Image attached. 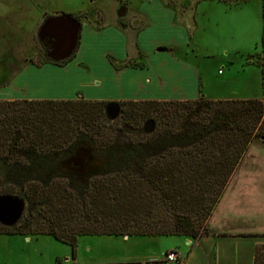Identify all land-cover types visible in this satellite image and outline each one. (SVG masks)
<instances>
[{
  "label": "trees",
  "instance_id": "1",
  "mask_svg": "<svg viewBox=\"0 0 264 264\" xmlns=\"http://www.w3.org/2000/svg\"><path fill=\"white\" fill-rule=\"evenodd\" d=\"M77 51L45 64L64 66ZM260 67L264 77V62ZM112 104L120 109L114 121L106 114ZM146 122H153L151 133ZM127 130L140 141H121ZM257 140L264 141L260 99L0 100V195L25 203L19 223L0 224V235L53 237L73 255L86 236L195 242L209 235L212 215ZM81 148L105 156L104 169L83 181L63 167ZM254 264H264V244Z\"/></svg>",
  "mask_w": 264,
  "mask_h": 264
},
{
  "label": "rangeland",
  "instance_id": "2",
  "mask_svg": "<svg viewBox=\"0 0 264 264\" xmlns=\"http://www.w3.org/2000/svg\"><path fill=\"white\" fill-rule=\"evenodd\" d=\"M227 1L229 3L221 0H0V99L75 100L59 99L57 94L62 89L72 88L69 90L73 93L78 89L84 92L96 88L98 98L95 100H136L143 97L136 85L159 74L165 80L161 90L166 96H184L185 89L181 93L175 85L186 82L178 76L176 60L173 66L167 65L165 70H160L158 60L151 53L154 48L149 52L139 40L147 29L154 26V22H160L159 28L146 35L148 47L163 41L179 44L182 48L171 43L155 48V52L164 51L162 56L167 53L174 59H186L189 53L211 96L225 98L221 100H264V77L260 67L264 62V0ZM146 3L151 4L150 8ZM157 3L174 12V25L183 24L193 32L196 30L198 8L200 14L197 19L201 28L195 34L188 31L182 35L179 31H170L152 6ZM142 9L149 14L145 18L140 16L143 15ZM64 15H70L91 32L119 29L126 34V40L122 43V39L117 37L98 39L84 32L85 37L79 35V52L72 63L66 68H42L49 61L42 39H47V33L58 34L54 30L59 27L58 24L52 25L56 20L46 23L48 26L45 21ZM44 24L47 26L45 30L42 29ZM73 24L62 27L69 28L75 35ZM54 47L62 51L58 41ZM150 54L151 60L148 61ZM159 62L165 63L162 59ZM115 66L125 68L117 70ZM99 83L102 88L98 87ZM199 85L202 86L200 80ZM112 105V109L118 106ZM139 135L135 130H127L121 141H140ZM256 143L252 145L253 156L264 159V147H258L260 144ZM104 157L92 148H81L75 157L63 163V167L83 181L104 169ZM250 170L245 168L232 183L223 217L229 206L235 204L234 207L239 209L243 189L247 186L242 179L253 172ZM259 172L264 174V167ZM256 188L264 191V182L258 183ZM222 227L220 224L219 228ZM8 239L0 238V264H125L127 258L138 252L141 256L149 253L153 257L160 256L176 246L174 243L182 241V238H131L128 241L122 237L86 236L78 238L73 255L70 246L49 236H12ZM243 254V264H246L247 254Z\"/></svg>",
  "mask_w": 264,
  "mask_h": 264
},
{
  "label": "crops",
  "instance_id": "3",
  "mask_svg": "<svg viewBox=\"0 0 264 264\" xmlns=\"http://www.w3.org/2000/svg\"><path fill=\"white\" fill-rule=\"evenodd\" d=\"M146 4L149 5L150 8L151 4L149 3ZM152 6L155 10H157L159 20L165 22V24L167 25L166 27H168L170 31L172 30V32L179 31L182 35H184V33H187L189 31L192 34H195L201 28L199 19H197L198 15L200 14L198 8H197L198 13L196 14V30L195 32H193L190 31V29H188L183 24L181 26L174 25L173 23V19L175 16L174 12L168 10L167 8H164L161 3L152 4ZM143 9H142L143 15L141 14L140 16L145 18L149 14L147 15L146 14L147 12H144ZM67 14H72V13H67ZM154 19L157 20L155 17ZM159 23L156 24L154 22L153 23L154 26H152L150 29H147V31L144 32L142 37H139L140 43L143 44L145 47H147L149 49V52H151V49L154 48V50L151 53L154 55L153 58H156L158 60V65L160 66L159 68L160 70H165L167 68V65L173 66L174 65L173 62L174 60H176L177 63L176 66L179 68V72H180L178 76L182 77L186 82L182 84L175 83V85L178 87V91L181 93H183V90L185 89L186 94L184 96H176V97L166 96L161 90L162 86L165 85L164 82L165 80H162L161 74H159L158 77H156L155 75L149 76L147 81H143L141 82L142 84L139 83L136 85V87H138L140 90L139 93H141L143 97L141 99H136L134 101L197 100L199 98H207L212 100L225 99L220 97L219 98L213 97L208 93V91H206L205 79H203L202 74H200L199 69L195 65V63H192L191 60L193 58L189 55V53L186 59L179 57L174 59L172 55L171 56L167 55V53L165 56H162V54L165 53L164 51L155 52L156 51L155 48L157 49V47L159 46L166 47L167 45L173 43L172 41L170 42L163 41L154 45V47L153 46L148 47L147 43L145 42L146 35L152 33L153 30L159 28L158 26ZM87 29L88 28H85L81 25L80 36L83 34V37H85L84 32H89L91 35H94L98 39L100 38L108 39V38L117 37L122 39V43H124L126 40V34L123 31H120L119 29L111 28L101 33L91 32L90 28L88 30ZM173 44L176 45L174 46L176 48L177 47L182 48L177 43H173ZM78 52L79 49L77 53ZM53 59H57V58H53ZM73 59L70 62H68L66 65L60 67L66 68V66H68L69 63H72ZM147 59L148 61L151 60V54L147 57ZM161 59L164 60L165 63L161 64L159 62V60ZM49 66L50 68H53L54 66L57 65L44 64L41 67L46 68ZM199 80L202 83L201 87L199 85ZM67 85H69V83H67ZM98 87L102 88V85L99 83ZM69 89L72 90V88ZM69 89L68 90L62 89V92H59L57 94L59 95L58 97H60L59 99L76 100L78 98H84L86 100H95L98 98L96 97V93L98 92L96 88L86 89V91L84 92L78 89L76 91H73V93ZM76 94L78 96H76ZM0 100L12 101L15 99L8 98V99H0ZM96 101H102V100H96ZM104 101H109V100H104ZM119 101H124V100H119ZM113 102H118V101H113ZM255 142H257L256 145L260 144V146L258 147H264L262 146V144L264 145L263 140H257ZM252 145L249 151L247 152L245 158L242 160L232 182L230 183V186H228V189L226 190L221 202L219 203L218 207L216 208L214 214L212 215L208 223L209 235L202 237L195 242L189 239L182 238V241L180 240L178 243H174L176 246L171 247L170 249L166 250L164 253L166 254L167 252L172 250H179L183 254V258H184L183 261L179 263H164L162 262V257L164 255L163 253L160 256L156 255L153 257V255H150V253L141 256L138 255L139 253L138 252L134 256L127 258L126 261L128 262H125V264H243V260H244L243 252L247 254L246 264H254L256 248L258 245L264 244V240L261 239L262 237H264V191H259L256 188L258 183L261 185L264 182V174H262V172H259V169L264 167V159L256 158L255 156H253L254 153L252 152L253 151ZM247 167H249L251 169L250 171L253 172L251 174H248L245 178L242 179L243 181L247 182V186L243 189L242 201L240 203L239 209L238 208L236 209L234 207L235 204L233 206H229L226 211V216L223 217L222 211L226 204L225 201L228 198L230 187L232 183L237 179L238 175ZM231 211H233V213L230 214L229 212ZM220 216H222V219L220 218ZM220 224L223 225L222 228H219ZM16 236L19 237L20 235H16ZM10 237L12 236L0 235V238H6V240H9L8 238ZM21 237H25V236H21ZM122 238H126L129 241V239L131 238H142V237H122ZM144 238L157 239V238H181V237H144ZM109 264H122V263L111 262Z\"/></svg>",
  "mask_w": 264,
  "mask_h": 264
},
{
  "label": "water",
  "instance_id": "4",
  "mask_svg": "<svg viewBox=\"0 0 264 264\" xmlns=\"http://www.w3.org/2000/svg\"><path fill=\"white\" fill-rule=\"evenodd\" d=\"M55 20L56 22L52 25L54 26L58 24L59 27H57V30L54 31L56 32L58 31V34H63L65 37L70 34L69 38L71 41V45H69V49L67 50V53L59 59L52 58V60L57 63L60 62L63 63L68 58H70L72 53L77 49L79 42V35H80V23L72 19L71 17L62 16V17H56L54 19H48L45 22V24L48 23L49 21H55ZM72 22L75 24V25L73 24L75 26V32H74L75 35H73V33L70 31L69 28L67 30L65 27H62L64 24L72 25ZM45 24L42 27L43 30H45V28L48 26L47 24H46L47 26ZM112 106L114 105L108 106L106 110V114L109 120L114 121L116 118L119 117L120 109L116 105L115 106L117 108L112 109ZM150 126L152 128L148 129V127ZM153 129H154L153 122H148L144 128V132L151 133ZM24 211H25V203L23 200L17 197L0 195V224L2 226L10 227V228L16 226L23 217Z\"/></svg>",
  "mask_w": 264,
  "mask_h": 264
},
{
  "label": "flooded vegetation",
  "instance_id": "5",
  "mask_svg": "<svg viewBox=\"0 0 264 264\" xmlns=\"http://www.w3.org/2000/svg\"><path fill=\"white\" fill-rule=\"evenodd\" d=\"M69 35L65 37L63 34H54L53 32L47 33V41L42 39L43 49L44 52H46V56L50 58H61L63 55H65L69 49V45H71ZM43 41H45V43ZM57 41L60 43L62 51L57 50L56 47H54V45L57 44Z\"/></svg>",
  "mask_w": 264,
  "mask_h": 264
},
{
  "label": "built area",
  "instance_id": "6",
  "mask_svg": "<svg viewBox=\"0 0 264 264\" xmlns=\"http://www.w3.org/2000/svg\"><path fill=\"white\" fill-rule=\"evenodd\" d=\"M183 254L179 250H172L163 255L162 260L166 263H179L183 261Z\"/></svg>",
  "mask_w": 264,
  "mask_h": 264
},
{
  "label": "bare ground",
  "instance_id": "7",
  "mask_svg": "<svg viewBox=\"0 0 264 264\" xmlns=\"http://www.w3.org/2000/svg\"><path fill=\"white\" fill-rule=\"evenodd\" d=\"M148 129H151L150 127H148Z\"/></svg>",
  "mask_w": 264,
  "mask_h": 264
}]
</instances>
